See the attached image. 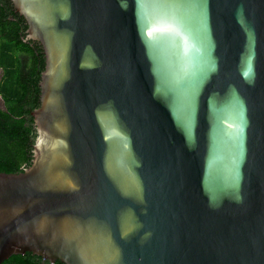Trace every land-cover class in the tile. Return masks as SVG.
<instances>
[{"label":"water","instance_id":"95a60500","mask_svg":"<svg viewBox=\"0 0 264 264\" xmlns=\"http://www.w3.org/2000/svg\"><path fill=\"white\" fill-rule=\"evenodd\" d=\"M44 68L0 264H264V0H10Z\"/></svg>","mask_w":264,"mask_h":264},{"label":"trees","instance_id":"16d2710c","mask_svg":"<svg viewBox=\"0 0 264 264\" xmlns=\"http://www.w3.org/2000/svg\"><path fill=\"white\" fill-rule=\"evenodd\" d=\"M26 28L11 1L0 0V172H20L30 164L36 135L30 112L38 106L44 57L37 41L25 39ZM42 263L47 261L25 252L12 254L1 264Z\"/></svg>","mask_w":264,"mask_h":264},{"label":"rangeland","instance_id":"374dc122","mask_svg":"<svg viewBox=\"0 0 264 264\" xmlns=\"http://www.w3.org/2000/svg\"><path fill=\"white\" fill-rule=\"evenodd\" d=\"M0 75H1V70H0ZM2 107H3V103H2V101L0 99V108H2Z\"/></svg>","mask_w":264,"mask_h":264},{"label":"built area","instance_id":"2783aa9c","mask_svg":"<svg viewBox=\"0 0 264 264\" xmlns=\"http://www.w3.org/2000/svg\"><path fill=\"white\" fill-rule=\"evenodd\" d=\"M42 264H53V263L47 262V263H42Z\"/></svg>","mask_w":264,"mask_h":264},{"label":"crops","instance_id":"0c3cea01","mask_svg":"<svg viewBox=\"0 0 264 264\" xmlns=\"http://www.w3.org/2000/svg\"><path fill=\"white\" fill-rule=\"evenodd\" d=\"M0 99H1V97H0ZM2 101V100H1ZM3 108V107H2Z\"/></svg>","mask_w":264,"mask_h":264}]
</instances>
